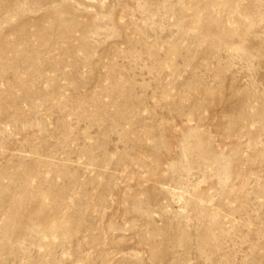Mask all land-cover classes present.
Returning a JSON list of instances; mask_svg holds the SVG:
<instances>
[{
  "label": "rangeland",
  "instance_id": "1",
  "mask_svg": "<svg viewBox=\"0 0 264 264\" xmlns=\"http://www.w3.org/2000/svg\"><path fill=\"white\" fill-rule=\"evenodd\" d=\"M0 264H264V0H0Z\"/></svg>",
  "mask_w": 264,
  "mask_h": 264
}]
</instances>
